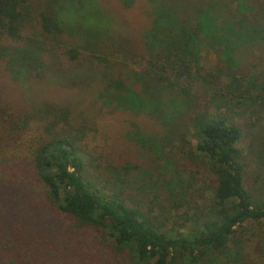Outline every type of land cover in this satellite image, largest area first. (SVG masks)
I'll list each match as a JSON object with an SVG mask.
<instances>
[{"label":"trees","instance_id":"obj_1","mask_svg":"<svg viewBox=\"0 0 264 264\" xmlns=\"http://www.w3.org/2000/svg\"><path fill=\"white\" fill-rule=\"evenodd\" d=\"M140 1L136 38L105 0H0V85L98 81L102 105L158 125L131 124L138 156L92 154L83 112L15 110L0 88V264H264V178L246 181L264 150V0H119Z\"/></svg>","mask_w":264,"mask_h":264},{"label":"rangeland","instance_id":"obj_2","mask_svg":"<svg viewBox=\"0 0 264 264\" xmlns=\"http://www.w3.org/2000/svg\"><path fill=\"white\" fill-rule=\"evenodd\" d=\"M108 4L118 13H120L125 21L128 22L130 27V34L132 37L139 38L141 31L143 30L145 19V13L150 8V4L145 1L134 5L131 8H124L119 0H105ZM215 60L212 53H204L202 71H208L212 69V64ZM228 79L226 78L225 81ZM97 83H90L88 86H82L75 89H64L61 87L50 86L48 87L44 82L35 81L30 79L27 87L19 85H11L7 82H2L0 88L4 95L7 97V103L15 110H21L26 107L31 101L38 99H51L58 102L69 103L74 107L75 112H83L89 119H92L97 127L95 134H92L88 140V147L91 149V153L94 154L101 150H113V151H133L136 156L140 152V148L133 144L126 138V133L131 129V124L136 123L145 132H154L158 130L157 122L146 114H134L130 111L123 109H111L112 107L104 106L101 100L97 96L98 94V81ZM188 138L194 145V140L191 135L188 134ZM238 146L244 148L247 144V139L242 137L238 141ZM144 157V156H143ZM140 161H142V158ZM249 163L246 168V181L249 187L254 183V180L258 174L261 173V179L264 178V150L263 154L250 155L248 154ZM262 161L263 164L260 163ZM189 167H193L188 164ZM201 168V167H200ZM90 168H88V171ZM86 174L89 175V172ZM198 177L200 182L197 185V193L201 199L208 196L211 192L210 185L212 176L206 172H201ZM195 192V193H196ZM254 227H264V219L259 224L254 223ZM241 231V230H240ZM248 234L242 233L240 237L245 238ZM245 250L250 252V257H253V252H259V247L255 242H247ZM249 255V254H248ZM255 259V264H259L258 258ZM252 264L253 261H252Z\"/></svg>","mask_w":264,"mask_h":264}]
</instances>
